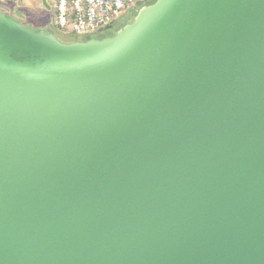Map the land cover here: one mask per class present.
Wrapping results in <instances>:
<instances>
[{
	"label": "water",
	"instance_id": "water-1",
	"mask_svg": "<svg viewBox=\"0 0 264 264\" xmlns=\"http://www.w3.org/2000/svg\"><path fill=\"white\" fill-rule=\"evenodd\" d=\"M0 264H264V0L0 12Z\"/></svg>",
	"mask_w": 264,
	"mask_h": 264
},
{
	"label": "built area",
	"instance_id": "built-area-1",
	"mask_svg": "<svg viewBox=\"0 0 264 264\" xmlns=\"http://www.w3.org/2000/svg\"><path fill=\"white\" fill-rule=\"evenodd\" d=\"M144 0H47L52 25L62 34L88 36L108 28ZM14 11L20 0H0Z\"/></svg>",
	"mask_w": 264,
	"mask_h": 264
},
{
	"label": "rangeland",
	"instance_id": "rangeland-1",
	"mask_svg": "<svg viewBox=\"0 0 264 264\" xmlns=\"http://www.w3.org/2000/svg\"><path fill=\"white\" fill-rule=\"evenodd\" d=\"M154 1L155 0H144L143 2L135 6L129 13L123 15L118 21H116L108 28H105L100 32L93 33L88 36L75 35V34H62L58 32L52 25V9L49 2H47L49 8H46L42 5L41 0H20V4L16 10L20 12V15L22 16L25 15L24 18L25 20L32 22L33 24L38 25L40 27H43L44 29L43 31L45 32L48 31L47 33H53L60 40L73 42V41H83L89 38H102L115 34L120 28L130 23L134 19L135 15L137 14V12L141 7L150 5ZM6 9H7L6 6L0 4L1 12L5 13L6 15H11L12 17H15V15L7 12Z\"/></svg>",
	"mask_w": 264,
	"mask_h": 264
},
{
	"label": "trees",
	"instance_id": "trees-1",
	"mask_svg": "<svg viewBox=\"0 0 264 264\" xmlns=\"http://www.w3.org/2000/svg\"><path fill=\"white\" fill-rule=\"evenodd\" d=\"M7 12H9L10 14H13L15 15V17H12L11 15H6L7 17H12L14 18L15 20L21 22L24 26L28 27L29 29L33 30V31H39V30H44L43 27H40L38 25H35L33 24L32 22H29L27 20H25V15H20V12L18 10H14V11H11L9 10V8L6 9ZM1 12V11H0ZM46 30V29H45ZM48 32V31H47ZM52 32V30H51ZM54 32V31H53ZM63 41V40H61ZM64 42H70V41H64Z\"/></svg>",
	"mask_w": 264,
	"mask_h": 264
}]
</instances>
